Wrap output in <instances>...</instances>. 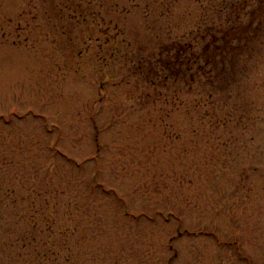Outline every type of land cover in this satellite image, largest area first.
<instances>
[{"label": "rangeland", "instance_id": "obj_1", "mask_svg": "<svg viewBox=\"0 0 264 264\" xmlns=\"http://www.w3.org/2000/svg\"><path fill=\"white\" fill-rule=\"evenodd\" d=\"M203 19L209 105L150 64ZM0 264H264V0H0Z\"/></svg>", "mask_w": 264, "mask_h": 264}, {"label": "trees", "instance_id": "obj_2", "mask_svg": "<svg viewBox=\"0 0 264 264\" xmlns=\"http://www.w3.org/2000/svg\"><path fill=\"white\" fill-rule=\"evenodd\" d=\"M223 3L222 11L229 8L236 11L240 6H236L237 3L235 2ZM242 9L246 10V4H243ZM228 16L231 14L229 13ZM238 16L235 15V19ZM229 23L227 29H222V27L213 29V27H208L207 19H203L197 30L202 33V30L205 29L198 39L204 40L209 37L210 41L207 40L201 49L197 48L198 44H196L198 35L193 36L191 41H184L189 34L197 32V30L195 31L196 27L189 33H183L181 37L177 36L172 43L163 45L159 57L150 62L151 72L159 75L164 86L169 83H178L182 91V85H186L189 90H194L195 86L199 85V89L202 88L206 94L202 95L201 99H197V105L213 103L211 100L213 92L211 91L214 88L218 89L221 81L226 80L223 77L224 74L229 76L233 74L229 73L227 65L229 62L227 63V61L228 59L231 60V68L235 70L237 54L240 51L239 46L242 44L241 34L238 33L240 32L239 27L234 24L231 25V20ZM233 41L238 45L233 44Z\"/></svg>", "mask_w": 264, "mask_h": 264}]
</instances>
